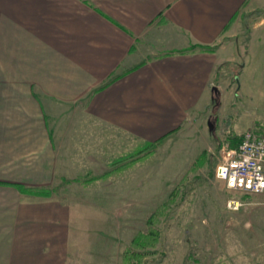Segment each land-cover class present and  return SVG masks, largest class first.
<instances>
[{"label":"crops","instance_id":"crops-1","mask_svg":"<svg viewBox=\"0 0 264 264\" xmlns=\"http://www.w3.org/2000/svg\"><path fill=\"white\" fill-rule=\"evenodd\" d=\"M229 91L264 127V0H0V264H66L69 207L17 186L79 171L77 117L154 143Z\"/></svg>","mask_w":264,"mask_h":264},{"label":"rangeland","instance_id":"rangeland-1","mask_svg":"<svg viewBox=\"0 0 264 264\" xmlns=\"http://www.w3.org/2000/svg\"><path fill=\"white\" fill-rule=\"evenodd\" d=\"M259 108L229 91L150 148L77 117L96 150L50 196L71 211L66 264H264V193L230 191L216 178L229 140L254 128L239 133ZM75 145L66 143L72 153Z\"/></svg>","mask_w":264,"mask_h":264},{"label":"built area","instance_id":"built-area-1","mask_svg":"<svg viewBox=\"0 0 264 264\" xmlns=\"http://www.w3.org/2000/svg\"><path fill=\"white\" fill-rule=\"evenodd\" d=\"M216 178L230 191L252 195L264 193L263 127L245 132L239 145L226 152L224 160L216 168ZM233 204V201L229 202V207Z\"/></svg>","mask_w":264,"mask_h":264},{"label":"trees","instance_id":"trees-1","mask_svg":"<svg viewBox=\"0 0 264 264\" xmlns=\"http://www.w3.org/2000/svg\"><path fill=\"white\" fill-rule=\"evenodd\" d=\"M214 104H215V108H217L220 105V100L219 98L214 99ZM211 127L213 128V124H211ZM240 136L238 135H233L232 138L229 140V146L232 148H235L239 145L240 142ZM163 140V139H162ZM162 140L158 141V142H154V143H146L145 144V148H150V147H155L156 144H158L159 142H162ZM19 191L25 192L29 195H33V196H38V197H50L53 194V190L49 189V188H29V189H24L21 188L20 186H17ZM139 240V238H136L134 240L137 241ZM144 245L146 244V242L143 243Z\"/></svg>","mask_w":264,"mask_h":264},{"label":"water","instance_id":"water-1","mask_svg":"<svg viewBox=\"0 0 264 264\" xmlns=\"http://www.w3.org/2000/svg\"><path fill=\"white\" fill-rule=\"evenodd\" d=\"M214 89L217 91V88L216 87Z\"/></svg>","mask_w":264,"mask_h":264}]
</instances>
